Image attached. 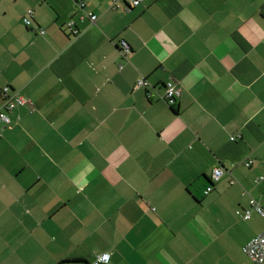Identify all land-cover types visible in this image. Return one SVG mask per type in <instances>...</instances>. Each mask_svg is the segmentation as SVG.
<instances>
[{"label": "crops", "instance_id": "0c3cea01", "mask_svg": "<svg viewBox=\"0 0 264 264\" xmlns=\"http://www.w3.org/2000/svg\"><path fill=\"white\" fill-rule=\"evenodd\" d=\"M84 1L0 0V109L5 86L34 101L0 121V264L244 250L264 230L243 217L264 198V0ZM170 80L184 88L173 107Z\"/></svg>", "mask_w": 264, "mask_h": 264}, {"label": "built area", "instance_id": "2783aa9c", "mask_svg": "<svg viewBox=\"0 0 264 264\" xmlns=\"http://www.w3.org/2000/svg\"><path fill=\"white\" fill-rule=\"evenodd\" d=\"M122 0H111L112 7L117 8L121 6L119 3ZM125 1L126 8H132L138 5L142 0H123ZM80 8H84L86 6V2L84 0H77ZM88 15L93 23L96 22L97 15L93 12H89L88 14L83 11L80 18L83 20L85 16ZM32 16L33 10H29L28 16L24 17V22L26 25L32 24ZM68 27L70 31L74 35H78L80 33V28L77 26L76 22L72 19L68 22ZM41 33H44V29L39 30ZM121 53L124 57H127L130 53V46L127 41H121ZM147 81L144 78L138 80L137 85L143 86L146 85ZM183 86L178 83L177 81L170 80L166 83L164 93L162 94V98L165 99L170 106H174L178 98L183 92ZM2 96L4 100L3 109H0V121L4 122L6 125H10L12 122L11 117L9 116L8 112L14 110L18 105L21 104H29L30 106H34V101L32 99H28L20 94H14L11 92L10 86H5L2 90ZM241 137L240 134L232 135L231 139L235 140L236 138ZM253 160L249 159L244 161L243 163L246 166H250ZM227 167L224 164H218L213 167L211 173V185H208L206 189V193L212 191L214 183L219 181L221 177L226 173ZM259 179H264V176H260ZM250 206L252 209L256 210L263 218H264V198L257 199L252 197L250 200ZM251 216V209H246L243 213L244 218H250ZM245 252L249 255L252 259L254 264H264V230L259 233L257 236L253 237L248 244L244 247ZM110 253H102L97 255L93 264H103L108 263L110 261Z\"/></svg>", "mask_w": 264, "mask_h": 264}, {"label": "rangeland", "instance_id": "374dc122", "mask_svg": "<svg viewBox=\"0 0 264 264\" xmlns=\"http://www.w3.org/2000/svg\"><path fill=\"white\" fill-rule=\"evenodd\" d=\"M250 209L251 206H250ZM244 211V210H241ZM264 225V218L258 213V226H263ZM233 248L230 249L231 251H229L230 253L227 252V254H225V257H223V261L222 262H217L215 263V261L219 258H217L218 254H214V258L212 260H210L209 262H207V264H253L251 258L249 257V255L247 253L244 252L243 248H238L237 243H233ZM197 262H200L199 259Z\"/></svg>", "mask_w": 264, "mask_h": 264}, {"label": "trees", "instance_id": "16d2710c", "mask_svg": "<svg viewBox=\"0 0 264 264\" xmlns=\"http://www.w3.org/2000/svg\"><path fill=\"white\" fill-rule=\"evenodd\" d=\"M173 107V106H172Z\"/></svg>", "mask_w": 264, "mask_h": 264}]
</instances>
